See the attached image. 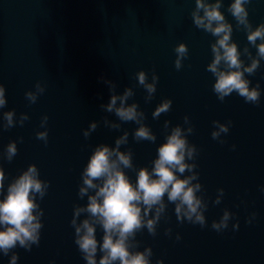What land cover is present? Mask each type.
Instances as JSON below:
<instances>
[{"label":"water","instance_id":"1","mask_svg":"<svg viewBox=\"0 0 264 264\" xmlns=\"http://www.w3.org/2000/svg\"><path fill=\"white\" fill-rule=\"evenodd\" d=\"M229 3L223 0L221 10L233 24L232 39L242 50L247 34L236 28L227 11ZM194 7L195 0H0V84L5 86L7 100L0 116L9 109H15L17 117L22 112L29 115L23 126L0 128V153L12 140L18 149L11 162L0 157L7 177L5 193L11 179L32 163L40 177L50 182L43 200L37 198L44 210L40 244L30 252L14 249L19 255L17 264H86L74 243L70 221L73 206L87 202L77 192L95 146L114 145L116 137L127 130L129 142L121 148L133 151L135 168L126 171L135 182L136 170L152 167L157 148L165 140L164 121L171 122L167 131L176 124L187 127L185 115L194 127L188 140L199 150L195 170L208 200V223L204 228L180 224L174 205L169 204L170 219L161 220L155 237L146 230L137 234L140 250L152 247L153 264L159 259L164 264H264V192L260 190L264 186V60L255 75L248 77L250 86L260 84L259 105L246 103L235 92L220 101L212 90L215 77L206 71L212 59L210 45L216 38L194 26ZM247 7L253 27L264 22V0H252ZM180 42L186 43L189 55L177 70L174 48ZM249 47L255 55L256 48ZM241 58L250 62L246 56ZM141 69L149 80L153 71L159 77L150 102H145L146 91L136 80ZM101 76L114 81L118 93L133 88L135 95L128 103L136 101L144 111V123L157 136L155 143L135 141L132 134L137 124L120 122L100 108L111 95ZM37 81L45 91L29 103L25 92L34 91ZM165 98L172 100L171 110L153 119L152 112ZM45 114L47 145L36 138L43 130L40 122ZM105 116L121 123V128L105 127ZM93 120L98 127L86 139L83 131ZM214 120L231 121L229 132L221 134L224 143L211 136ZM219 188L224 189V196L217 205L212 201ZM225 208L234 216L229 227L218 233L211 223ZM253 211L257 216L248 224L246 218ZM236 220L239 228L233 230ZM169 227L171 237L164 232ZM176 233L181 236L178 241ZM96 235L102 239L99 227ZM10 256L0 253V264H8Z\"/></svg>","mask_w":264,"mask_h":264},{"label":"clouds","instance_id":"2","mask_svg":"<svg viewBox=\"0 0 264 264\" xmlns=\"http://www.w3.org/2000/svg\"><path fill=\"white\" fill-rule=\"evenodd\" d=\"M252 0H231L227 11L236 21V28L243 29L247 34V44L241 50L232 39L233 24L226 18L221 10L223 0H195V7L191 11L194 26L211 34L216 39L211 43L212 59L206 66L215 81L213 92L220 101L232 93L242 97L246 103L259 105L261 88L259 82L251 85L249 76L255 75L264 60V22L253 27L249 19L247 5ZM259 41V42H258ZM256 48V53L250 47ZM176 58L174 66L177 70L183 67V61L189 55L186 43L180 42L175 48ZM246 56L250 61L245 63L241 57ZM247 74V75H246ZM138 85L146 91L145 102L153 98L158 82L155 71L151 74L141 69L136 74ZM108 85L111 93L109 101L100 104V108L107 113H113L120 122H134L138 125L133 131V139L137 142L148 141L155 143L156 134L150 126L144 123L145 113L139 108L136 101L128 103L135 95L132 87H125L122 93L116 91V83L103 76L99 78ZM45 86L37 81L35 90L25 92L29 103H35L38 96L43 94ZM5 86L0 84V109L6 107ZM172 107V100L163 99L152 112L153 119H158L162 113H168ZM29 119L26 112L16 116L15 109L2 112L0 128L8 130L17 124L23 126ZM184 127L176 124L167 131L170 121H164L166 136L164 142L159 144L157 155L151 161L152 167L141 166L136 170V179L133 182L126 169H134L133 151L131 148L122 150V145L129 142L127 130L116 137L114 145L99 143L92 151L85 167L81 172V183L77 196L85 204H75L70 221L74 228V243L77 246L86 264H153L151 257L153 250L146 246L139 248L137 234L145 230L153 237L157 235L161 220L167 221L168 205H174V213L178 223L185 222L207 226L205 211L208 200L204 195V188L199 180L196 156L198 148L190 143L188 135L193 133L194 127L190 118L184 116ZM48 116L41 119L43 130L36 133V138L48 143V129L46 127ZM103 124L109 129L119 130L121 123L103 118ZM215 125L211 136L214 140L224 143L221 134L229 132L228 123L214 120ZM98 127V121L93 120L83 135L87 139ZM23 140V137H19ZM235 148V145L232 146ZM17 142L10 141L0 157L11 162L17 155ZM187 173V174H186ZM5 170L0 165V253L7 256L11 253L8 264H17L19 255L14 251L22 248L30 252L33 246H39L43 222L41 217L44 210L39 200L45 197L50 182L40 177L39 169L35 163L29 164L19 175L11 179L5 193ZM264 192V186H261ZM224 196V189L219 188L213 204H220ZM165 197L167 200H165ZM39 198V200L37 199ZM234 213L225 208L218 220H213L211 228L220 233L229 227ZM257 216L252 212L246 223L251 224ZM97 227L102 230V239H97ZM239 220L232 223V229L238 230ZM165 235L171 237V227L164 230ZM175 239H181L176 233ZM99 253V255H98ZM54 264V262H50ZM155 264H164L159 259Z\"/></svg>","mask_w":264,"mask_h":264}]
</instances>
